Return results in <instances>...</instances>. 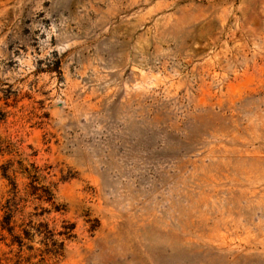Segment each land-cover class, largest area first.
I'll list each match as a JSON object with an SVG mask.
<instances>
[{
  "label": "rangeland",
  "instance_id": "rangeland-1",
  "mask_svg": "<svg viewBox=\"0 0 264 264\" xmlns=\"http://www.w3.org/2000/svg\"><path fill=\"white\" fill-rule=\"evenodd\" d=\"M0 264H264V0H0Z\"/></svg>",
  "mask_w": 264,
  "mask_h": 264
},
{
  "label": "trees",
  "instance_id": "trees-1",
  "mask_svg": "<svg viewBox=\"0 0 264 264\" xmlns=\"http://www.w3.org/2000/svg\"><path fill=\"white\" fill-rule=\"evenodd\" d=\"M3 177L8 179V177L6 176L5 173H3ZM12 185H14V184H12ZM32 190L36 192L38 189H37V187L33 186ZM45 193H46L45 196L39 195L38 199H41V198L45 197L46 202L50 203V205H52L54 207V209L56 211H58V208L55 207L54 203L52 202V199H53L52 194L50 192H48L47 190L45 191ZM38 228L39 229L43 228L44 232H39ZM72 229H73L72 226L64 227V232L59 233V235L66 236L67 239H68L69 237H72V234H71ZM36 230L38 231V233H43L44 239L46 240V242H49L51 247H54L51 250H47L48 253H52L54 255H58L63 250V243L62 242L56 243L55 241L52 240V238L54 237V234L52 233V231L48 230V227H47L46 224H42V223L38 224ZM8 231H11V229H8ZM15 239H16L15 242L19 246H21V241H20L21 239H19V238H15ZM45 245L47 246V244H45Z\"/></svg>",
  "mask_w": 264,
  "mask_h": 264
}]
</instances>
